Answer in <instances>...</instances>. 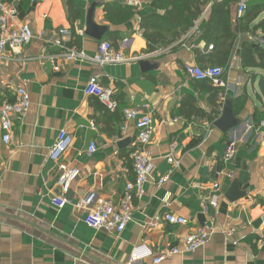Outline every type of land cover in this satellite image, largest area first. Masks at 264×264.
<instances>
[{
	"label": "crops",
	"instance_id": "obj_1",
	"mask_svg": "<svg viewBox=\"0 0 264 264\" xmlns=\"http://www.w3.org/2000/svg\"><path fill=\"white\" fill-rule=\"evenodd\" d=\"M2 1L16 10L19 23L30 27L34 40L20 50L6 49L0 61L7 99L13 101L19 86L30 99L28 112L13 120L8 145L2 143L0 131V264H125L137 246L158 254L179 246L184 236L210 224L215 233L204 247L161 264H264V251L257 249V242H264V129L252 119L261 105L258 81L264 72L242 70L238 57L241 42L264 45L258 39L260 32L257 37L238 35L222 77L211 86L185 74L186 66H196L193 50H202V18L193 26L197 33L192 27L173 45L148 53L139 21L154 12L150 0H138L132 18L119 25L109 23L104 12L108 4L123 5L119 0H74L80 17L73 25L63 0ZM231 18L234 26L235 6ZM88 20L104 27L100 41L84 35ZM260 20L264 13L254 24ZM59 30L68 32L64 37L68 44L74 34L79 39L76 48L88 56L100 42H108L125 55L143 59L105 67L50 60L55 49L49 42ZM92 77L112 93L115 111H107L84 94ZM130 95L135 98L133 104ZM143 100L153 108L150 179L142 197L133 201L132 218L122 234L91 230L74 205L93 191L117 206L126 183L133 182L130 152L136 145V131L131 123H124L121 112ZM228 104L237 123L222 133L215 122ZM197 110L207 117L197 116ZM62 130L70 134L72 144L61 161L77 168L80 175L68 194L70 203L57 210L50 197L58 192V171L47 154ZM92 141L97 151L87 156ZM227 143H233L234 154L223 161ZM171 153L177 165L167 161ZM165 176L168 180L158 186ZM234 182L238 185L234 193L244 196L232 202L227 196L232 194ZM212 197H216L217 207L206 213L202 201ZM165 213L181 216L187 224L161 222L156 228L149 227L154 216ZM229 226L235 232L226 238L221 231Z\"/></svg>",
	"mask_w": 264,
	"mask_h": 264
},
{
	"label": "built area",
	"instance_id": "obj_2",
	"mask_svg": "<svg viewBox=\"0 0 264 264\" xmlns=\"http://www.w3.org/2000/svg\"><path fill=\"white\" fill-rule=\"evenodd\" d=\"M38 2L42 0H29ZM123 5L135 8L138 0H119ZM215 1V0H214ZM252 0H237L235 5L236 18L240 19L245 15L247 6ZM203 19V16H202ZM192 32H197L193 27ZM44 34L42 33L41 36ZM68 35L66 30H59L58 36L49 42L50 46L55 49L54 55L49 56L50 60H64L80 64H89L98 67L118 66L131 63H137L143 59V56L125 55L121 49H116L108 42H100L92 56H88L82 50L69 46L64 40ZM34 40V35L27 24L19 23L16 17V10L0 0V61L3 59V53L6 49L20 50ZM212 48L209 47L208 50ZM54 71L58 70L54 66ZM224 70L219 67H206L200 69L197 66H186V76L196 82H209L217 85L222 77ZM6 83L0 75V131L2 133V143L8 145L12 138L13 120L22 118L30 108V99L26 90L22 87H16L14 90L13 101L7 99L5 94ZM84 94L96 99L107 111L113 112L117 108V102L112 98V93L105 89L96 77L88 80ZM135 98L129 96L130 104H133ZM152 106L145 100L138 105L125 107L122 112L124 123H131L136 131V145L130 152V160L134 173L133 182L126 183L121 198L117 206H114L110 200L98 196L95 192L89 191L74 206L82 211L84 215V225L94 231H104L117 236L122 234L132 218V203L135 199H140L144 194V186L150 179L152 167L150 164L149 145L154 134V122L152 118ZM89 128L93 130L94 124L90 123ZM259 128L264 129V120L259 123ZM125 126L122 127V130ZM72 144L70 134L64 130L60 131L54 144L48 150L47 157L54 164L58 171L56 180L57 194L50 197V204L57 210L68 205V194L71 186L78 180L80 172L77 168L67 166L61 159L68 151ZM233 143H227L223 161H228L233 157ZM97 151V145L94 141L90 142L86 150L87 156H92ZM171 153L167 161L170 164L177 165V160ZM168 180V176L158 181V186L163 185ZM213 188H217L215 184ZM204 211L207 213L208 208L217 207L216 197L202 201ZM264 223V209L261 216ZM164 222L171 226H185L187 220L181 216L172 213L156 215L151 220L149 227L156 226ZM235 230L227 227L221 231L226 238L231 237ZM212 224L204 226L196 232L189 233L182 238L179 246L165 248L158 254H153L144 246L133 248L125 264H136L141 261H149L146 264H161L165 259L181 253H193L204 247L214 235ZM257 249L264 251V242H257Z\"/></svg>",
	"mask_w": 264,
	"mask_h": 264
},
{
	"label": "trees",
	"instance_id": "obj_3",
	"mask_svg": "<svg viewBox=\"0 0 264 264\" xmlns=\"http://www.w3.org/2000/svg\"><path fill=\"white\" fill-rule=\"evenodd\" d=\"M63 1L68 21L73 25L80 17L78 7L74 0ZM236 3L237 0H150V8L154 12L141 17L139 21V29L146 42L147 52L151 53L178 42L202 18L204 11L210 5L201 20L203 28L199 41L203 45L202 50L196 49L193 53L198 68L224 69L238 44V35L252 33L256 36L259 31L258 39L264 42V20L254 24L264 13V0H254V2L252 0L247 6L245 15L237 19L233 26L231 13ZM134 9L120 4H108L104 12L109 23L119 25L132 18ZM72 40L69 46L78 47L79 39L74 34H72ZM209 47L212 49L208 50ZM238 57L242 70L257 69L264 72L263 44L241 42ZM258 88L257 97L261 105L259 109L254 110L252 119L259 126V123L264 120V77L259 79ZM195 114L202 118L207 117V114L200 110H197Z\"/></svg>",
	"mask_w": 264,
	"mask_h": 264
},
{
	"label": "water",
	"instance_id": "obj_4",
	"mask_svg": "<svg viewBox=\"0 0 264 264\" xmlns=\"http://www.w3.org/2000/svg\"><path fill=\"white\" fill-rule=\"evenodd\" d=\"M104 31H105L104 27L96 26L90 20H88L84 35L88 38H91L92 40L100 41L102 38V35L104 34ZM140 67L142 70L144 68V64L141 63ZM236 123L237 122L235 121L233 114H232L231 106L228 104L223 108L222 118L218 120L217 122H215V127L222 133H226L230 129H232L236 125ZM236 191L238 192V185L236 182H234L230 189V192H232V194L230 196H227L228 200L233 202L244 196V194L240 192L235 194L234 192Z\"/></svg>",
	"mask_w": 264,
	"mask_h": 264
}]
</instances>
